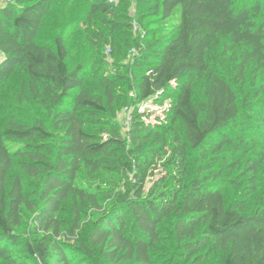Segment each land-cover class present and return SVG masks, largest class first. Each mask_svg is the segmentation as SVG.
<instances>
[{"label": "trees", "instance_id": "obj_1", "mask_svg": "<svg viewBox=\"0 0 264 264\" xmlns=\"http://www.w3.org/2000/svg\"><path fill=\"white\" fill-rule=\"evenodd\" d=\"M59 1L0 0V96L22 72L19 101L47 113L27 120L14 108L0 118V261L74 264L75 248L94 264H155L170 233L194 264H264V0H135L137 19L129 0L90 1L66 23L71 3ZM150 15L136 35L134 22ZM57 20L72 31L100 21L89 44L127 58L128 73L102 72L93 89L85 67L94 60L74 61L66 32L50 29ZM121 96L132 106L125 135L114 120ZM166 100L169 126L139 111ZM106 169L121 173L122 188L84 185ZM85 208L96 213L87 230Z\"/></svg>", "mask_w": 264, "mask_h": 264}, {"label": "rangeland", "instance_id": "obj_2", "mask_svg": "<svg viewBox=\"0 0 264 264\" xmlns=\"http://www.w3.org/2000/svg\"><path fill=\"white\" fill-rule=\"evenodd\" d=\"M71 0H60L58 2V7H61V9L66 8L69 3H71V8H70V12L67 13L65 19L63 20V23L68 22V20H70V18L73 17H77V19L79 18H83V16L86 14L84 13L86 11V9L83 8V6L85 4H89L90 1L95 2V1H100V0H88L86 2H84L83 0H75L70 2ZM117 0H115L116 2ZM83 8V9H82ZM129 10L130 13L135 17L136 16V1L135 0H129ZM58 12V10H57ZM83 12V13H82ZM73 16V17H72ZM96 19L101 20L103 18L102 15L98 14L96 17ZM136 18V17H135ZM154 17L153 15H150V17H147V19H145V22L143 25H140L137 22H134V31L136 32V35L139 34L141 36L143 34V28H150V20H152ZM137 19V18H136ZM53 20V19H52ZM87 23H84L83 25H80L78 28L73 29V31L71 30V26L68 25H61L58 24V20L57 23L55 24L53 21V24L50 26L51 30H57L55 31L56 33H60L62 32V30H64L65 35H67V42H68V46L70 48H74V52L72 53L74 55V61L76 63L79 62H91L92 60H94V64H90L89 67H85V71L87 72L88 75V80H87V84L89 86H91L93 89L97 88V86L99 85V76L102 74V72H111L114 70V72L116 71V73H120V74H126V72L128 73L129 71V67H127V65H125V63L128 62L127 58H124L123 56L120 58H115V57H111V51L108 45L106 46H102L100 48H95L92 47L89 44V35L94 34V29L95 28H99L102 25V23L100 21H95L94 24H90L89 28L88 26H85ZM166 23L164 22V24L162 26H160V28L158 29V32L161 31V29L163 28V26ZM171 24V22L167 23V26H169ZM159 34V33H158ZM135 38V35H133ZM139 37V36H138ZM45 39L43 40H49V35H46L44 37ZM74 47H73V46ZM137 52V49L132 48L131 49V54L136 55L135 53ZM105 56L107 58V61H103L101 59V57ZM132 56V55H131ZM3 59V54H1L0 52V61ZM100 65V70H96L94 71V69L96 68V65ZM94 66V68H93ZM248 81L246 84V91L250 90L251 87H253L254 85V81H253V76L252 73L250 71V69L248 70ZM26 78V74L24 73H16L14 74L6 83V85L4 86V88L2 89L3 93L0 96V106H2L0 108V118H3L4 116H6L7 114H9V112H13V110H15L14 108H16L17 111H20L23 115V117L27 120H33L35 116L37 115H43L44 117L47 115V113H45L37 103L35 102H20L19 101V96H18V92L20 90V86L22 84L23 81H25ZM132 78H134L133 74L130 75V73L128 74V76L126 77V82L125 81H120L118 82V85L116 86V92H122V87L125 86V88H127L128 85V80L130 81ZM120 89V90H119ZM96 90V89H95ZM118 92V93H119ZM130 95L132 94V92H129ZM123 98V101L121 102L120 105L116 106L115 108V115H114V120H116L118 123H120V128L122 130V133L125 135L126 130L129 128L130 126V119H131V111H132V106L130 105V101L129 98L126 96H121ZM197 100L200 99V97H196ZM128 99V100H127ZM127 100V101H126ZM256 100H252V102H254ZM169 104L170 101L166 100L165 103L163 105L158 104L156 102L153 101H148L146 103H143L140 105V112H144L146 111L148 114H150L149 116V120L153 123V124H158V125H165V126H169V124L171 123L170 118L168 117V109H169ZM108 127L105 125H100L97 127V129L99 131H105V129H107ZM175 130L181 135L183 136L182 133V128L181 125L179 123V121L175 122ZM173 132L171 131L170 133H168L167 135V141L169 143V146L166 148L165 152H163L161 154V159L159 160V169L156 171V175L158 176L162 171L165 172L166 167L167 166V161L166 159L168 158V156L171 153V148L173 145ZM104 137L106 136L107 132L103 133ZM84 185H90V186H96V185H101V186H111V187H121L122 188V182L123 179H121V173L115 171L114 169H106L105 171H103L101 174L98 175V180L96 181H91L88 179H85L84 181ZM173 182L172 177L169 178L168 180V184H171ZM150 185L147 184L146 188L148 189ZM260 192V191H259ZM259 192L256 194V196L259 195ZM233 195V191L230 192V196ZM256 199L253 201V203H255ZM84 221H83V229L87 230L90 227V224L92 222V220H94V217L96 216V213L93 209L91 208H85L84 211ZM62 217L65 218L68 222L70 219V206L69 204H66L64 206V211L62 213ZM32 219V215H27L25 217V221L26 223L23 226L22 231H24L25 229L28 228V225L30 224V221ZM171 220V219H170ZM165 228H167L168 231H170V224L169 221L164 223ZM166 237H164L160 243L159 246L153 251L155 253V257L156 256H160V259H158V262H155V264H194L193 261H190L189 259H187L185 257V255L179 253V249L177 244L175 243L172 234L170 233H166L165 235ZM23 245L16 247L15 253L19 256H24V252H23ZM70 257L72 259V262L74 264H94L92 259L89 258L87 255H85L83 253V251H78L75 248H70ZM213 258V257H211ZM0 264H13L7 260H2L0 261ZM26 264H44L42 262H31L30 260H28L26 262ZM51 264V263H50Z\"/></svg>", "mask_w": 264, "mask_h": 264}, {"label": "built area", "instance_id": "obj_3", "mask_svg": "<svg viewBox=\"0 0 264 264\" xmlns=\"http://www.w3.org/2000/svg\"><path fill=\"white\" fill-rule=\"evenodd\" d=\"M111 2H114L115 0H110Z\"/></svg>", "mask_w": 264, "mask_h": 264}]
</instances>
